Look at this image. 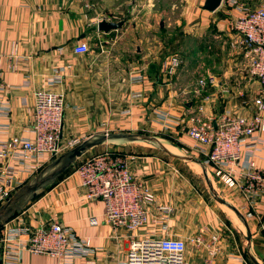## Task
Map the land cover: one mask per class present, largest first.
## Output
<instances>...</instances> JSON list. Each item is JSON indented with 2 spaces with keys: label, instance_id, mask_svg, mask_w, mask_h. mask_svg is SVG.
<instances>
[{
  "label": "crops",
  "instance_id": "0c3cea01",
  "mask_svg": "<svg viewBox=\"0 0 264 264\" xmlns=\"http://www.w3.org/2000/svg\"><path fill=\"white\" fill-rule=\"evenodd\" d=\"M116 1L0 0V104L11 109L9 116H0V140L14 135L33 137L28 126L33 120L34 95L38 90H54L66 99L64 138L85 140L106 133L134 136L97 145L85 156L105 149L126 155L134 176L148 183L156 198L148 205L147 223L135 231H114L103 220L91 225L89 218L100 216L104 203L84 198L85 188L74 165L20 217L34 228L61 221L77 237L88 239V253L67 261L22 251L16 264H123L131 239L148 235L186 239V264H264V143L257 161L260 177L254 180L260 189L250 204L242 187L248 155L236 175L238 182L226 184L187 135L188 103L192 101L184 100L182 91L189 85L163 74L160 66L153 70L147 47H137L134 55L123 42L139 26L143 27L142 41L149 42L150 20L132 23L131 28L125 24L108 33L98 29V22L105 18L102 11L113 9ZM140 3L150 6L146 1ZM204 20L202 15V28L210 25ZM225 25L219 23L213 34L217 41L214 50L223 56L222 72L216 74L222 85L206 91L210 97L205 105L207 115L240 107L259 88L248 76L246 59L232 50V35ZM216 34L222 35V41ZM93 39L100 42L96 50ZM83 41L89 42L90 52L75 53L73 47ZM226 52L231 59L225 60ZM153 57L157 61L158 55ZM183 75L180 71L179 80ZM53 78L60 80L51 83ZM238 79L245 90L240 98L234 86ZM42 160L46 165L52 161L48 156ZM214 200H221L230 211ZM158 205L172 207L168 220L160 219ZM205 227L209 231L198 243L195 236ZM213 233L218 234L217 240H212Z\"/></svg>",
  "mask_w": 264,
  "mask_h": 264
},
{
  "label": "built area",
  "instance_id": "2783aa9c",
  "mask_svg": "<svg viewBox=\"0 0 264 264\" xmlns=\"http://www.w3.org/2000/svg\"><path fill=\"white\" fill-rule=\"evenodd\" d=\"M227 30L232 35V50L246 59L248 76L259 83V88L240 107H226L219 114L207 115L205 105L210 97L205 93L222 82L213 72L202 73L193 87L185 91L193 98L186 131L195 150L205 154L206 163L215 165L226 184L238 182L236 175L244 156L248 155L242 187L253 204L260 189L254 180L260 177L257 161L264 143V1L256 7L239 4L237 13L227 22ZM215 38L222 41L221 34ZM73 50L78 54L88 53L91 46L83 41ZM181 68L178 54L167 56L160 66L161 72L168 76H178ZM59 80L53 78L50 82ZM242 84L239 79L234 83L239 98L245 95ZM224 91L230 92L227 88ZM65 109L63 94L51 89L38 90L34 95L33 120L28 126L33 137L14 135L0 140V205L20 187L24 176L45 165L44 156L59 157L83 141L63 137ZM10 110L0 104V116H9ZM76 172L85 188L84 198L101 199L104 203L103 213L89 218L91 225L103 220L114 231L124 228L131 232L147 223L148 205L156 201L155 193L148 183L134 176L126 155L105 149L79 162ZM157 209L162 221L168 220L173 211L169 205H158ZM208 231L209 227H205L195 236L198 243L205 240ZM211 238L217 240L218 234L213 233ZM88 244V239L77 237L68 225L58 220L34 228L17 215L0 224V264H16L22 251L71 261L78 254L88 253ZM187 249L188 241L181 237L134 236L123 264H186Z\"/></svg>",
  "mask_w": 264,
  "mask_h": 264
},
{
  "label": "rangeland",
  "instance_id": "374dc122",
  "mask_svg": "<svg viewBox=\"0 0 264 264\" xmlns=\"http://www.w3.org/2000/svg\"><path fill=\"white\" fill-rule=\"evenodd\" d=\"M133 1L136 3L133 4ZM141 1H146L150 6L148 4L144 6V4L140 3ZM263 1L246 0L248 3L243 5L253 7L255 4H261ZM116 2L119 3L115 4L113 9L102 11L105 18L112 21L125 19V24L128 28L132 27V23H141L142 19H148L152 24L150 32H148L150 36L149 42L142 41V26H139L138 30H135L134 33L126 34L123 42L130 46L134 51V55H137V47L143 49V46H145L150 49L152 53L151 67L153 70L157 69V66H161V62L167 56L178 54L182 59V67L184 68L183 70L181 68V71L184 75L180 80L179 76L169 77L176 80L177 83L189 85L188 91L193 87L202 73L210 71L220 74L222 72L223 56L216 54L217 52L214 50L217 46V41L213 39V34L218 30L217 25L219 23L224 22L227 25L229 18L237 13V6L244 1L224 0L221 7L215 12L204 10L202 7L204 4L202 3L203 0H117ZM202 15L205 18L204 21L208 20L210 22V25L205 28L200 27ZM162 23L163 26H161ZM91 44L94 50L100 46V42L97 39H93ZM155 54L158 55L156 57L157 61L153 57ZM224 58L225 60L231 59V55L229 56L228 52H226ZM182 94L184 100L188 99V101H192L191 93L182 91ZM99 152L98 150H93L88 156H84L78 162H82L86 157L96 155ZM45 166L46 164L39 171L24 176L20 187L39 173ZM73 168L74 166L71 169ZM47 188L45 187L40 190L37 197L44 193ZM35 199L30 201L12 219L17 215H22ZM214 201L220 207L230 211L227 206L220 203L221 200Z\"/></svg>",
  "mask_w": 264,
  "mask_h": 264
},
{
  "label": "water",
  "instance_id": "95a60500",
  "mask_svg": "<svg viewBox=\"0 0 264 264\" xmlns=\"http://www.w3.org/2000/svg\"><path fill=\"white\" fill-rule=\"evenodd\" d=\"M222 3L223 0H205L202 7L206 11L215 12L221 7ZM125 23V19L120 21H109L106 18H102L98 22V29L108 33L123 28ZM161 26H163V23ZM188 105L192 106V102L188 103ZM119 138L132 140L134 136L126 133L93 135L83 140L76 147L53 159L33 178L19 187L5 203L0 205V224L7 223L17 213L22 211L30 201L37 197L40 190L57 183L59 178L76 165L92 148L97 145L111 143ZM202 165L206 167L204 163H202Z\"/></svg>",
  "mask_w": 264,
  "mask_h": 264
},
{
  "label": "trees",
  "instance_id": "16d2710c",
  "mask_svg": "<svg viewBox=\"0 0 264 264\" xmlns=\"http://www.w3.org/2000/svg\"><path fill=\"white\" fill-rule=\"evenodd\" d=\"M78 163H79V162H78ZM63 175H64V174H63ZM63 175H62V176H63ZM62 176H61V177H62ZM61 177H60V178H61Z\"/></svg>",
  "mask_w": 264,
  "mask_h": 264
}]
</instances>
